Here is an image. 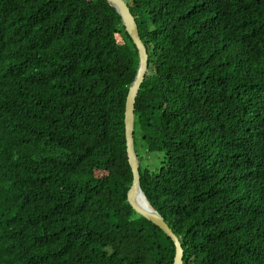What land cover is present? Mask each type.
<instances>
[{
    "label": "trees",
    "instance_id": "16d2710c",
    "mask_svg": "<svg viewBox=\"0 0 264 264\" xmlns=\"http://www.w3.org/2000/svg\"><path fill=\"white\" fill-rule=\"evenodd\" d=\"M125 1L143 191L183 264H264V0ZM138 63L108 0H0V264L173 263L127 200Z\"/></svg>",
    "mask_w": 264,
    "mask_h": 264
},
{
    "label": "water",
    "instance_id": "95a60500",
    "mask_svg": "<svg viewBox=\"0 0 264 264\" xmlns=\"http://www.w3.org/2000/svg\"><path fill=\"white\" fill-rule=\"evenodd\" d=\"M108 2L113 5L120 14L122 24L133 40L138 50L139 57L138 68L126 96L124 112L127 155L133 176L131 185L127 191V200L136 212L159 226L173 240L175 244V256L172 264H183L184 249L179 236L168 224L165 217L151 204L141 186V174L139 171L140 159L136 151L134 140L135 102L141 84L148 71L149 54L147 47L139 34L135 16L131 12L127 2L125 0H108Z\"/></svg>",
    "mask_w": 264,
    "mask_h": 264
},
{
    "label": "rangeland",
    "instance_id": "374dc122",
    "mask_svg": "<svg viewBox=\"0 0 264 264\" xmlns=\"http://www.w3.org/2000/svg\"><path fill=\"white\" fill-rule=\"evenodd\" d=\"M161 156H162L161 152H154V153H152L151 160H150V164L151 165L152 164H158L160 162Z\"/></svg>",
    "mask_w": 264,
    "mask_h": 264
}]
</instances>
